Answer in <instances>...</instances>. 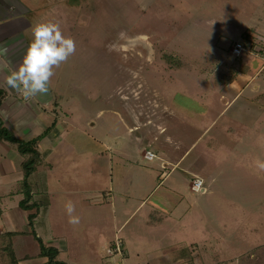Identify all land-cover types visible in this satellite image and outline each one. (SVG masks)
Wrapping results in <instances>:
<instances>
[{"label": "rangeland", "instance_id": "rangeland-1", "mask_svg": "<svg viewBox=\"0 0 264 264\" xmlns=\"http://www.w3.org/2000/svg\"><path fill=\"white\" fill-rule=\"evenodd\" d=\"M21 1L27 7L21 9L19 23L13 24L16 34L0 41V45L8 43L12 48L13 44H22L27 48L37 22L57 23L62 33L75 41V53L53 69L48 85L52 113L45 116L52 122L56 119V126L80 129L77 139L84 147L88 145L90 154L93 152L88 156L93 163L87 167V185L102 188L104 182L97 177L107 175L102 157L95 155L104 147L88 133L96 136L101 127L105 133L110 130V136L112 132H126L112 110L119 112V117L122 111L123 117L131 118L141 128L149 118L159 121L163 97L175 115L163 114L161 118L167 123L183 118L191 128L183 130L168 123L170 131L178 133L185 143L195 141L188 158L193 154L201 157L205 193L190 191L194 197L199 196L203 215L199 231L194 232L199 237L193 239L196 245L184 243L192 241L184 234V241L178 239L169 250H176V257L186 255L190 259L200 253L195 264H264V38L252 32V27L264 21V0ZM234 40L251 52L232 55ZM246 81L249 84L241 98L231 100L228 93L232 88L227 85L239 87ZM39 114L44 117L42 111ZM42 122L44 126L50 124ZM91 122L96 124L94 130L90 129ZM24 125L15 126L16 132L37 129L33 118ZM122 141L125 148L133 147L128 135ZM204 152L209 153L206 158ZM138 158L143 165L149 163ZM44 161L40 180L36 178L37 185H33L37 189L46 177L52 193V152ZM123 175L128 178L130 170H124ZM186 178L189 183L193 180ZM7 201L0 199L2 204ZM49 205L48 212L34 221L33 227L24 226L52 244V194ZM110 224H104L108 234L99 230L100 235L88 236L86 229L96 232L90 222L80 226L73 223L68 230L69 243L80 229L86 239L79 254V247L72 246L75 254H70L68 264H90L89 249L102 262L117 260L118 256L109 255L106 248L126 230L112 233ZM14 242L18 258L27 253L35 263L41 261L34 256L39 243L33 234L19 235ZM136 250L132 247L134 254ZM66 254L60 253L59 258L66 260ZM1 259L0 254V264H5ZM123 264L135 263L125 258Z\"/></svg>", "mask_w": 264, "mask_h": 264}, {"label": "crops", "instance_id": "crops-1", "mask_svg": "<svg viewBox=\"0 0 264 264\" xmlns=\"http://www.w3.org/2000/svg\"><path fill=\"white\" fill-rule=\"evenodd\" d=\"M24 7L27 5L21 0H0V41L7 40L16 34L13 24L19 23L21 9ZM252 29H254L252 32L255 36L264 38V21L259 27H252ZM242 31L240 29V32ZM21 45L13 44L12 48L8 47V43L0 45V47L8 49L5 59L9 65L0 71V88L5 92L0 103V119L3 125L17 137L24 140H35V146L40 152L43 163L38 166L30 180L33 198L39 199L42 195H46L48 199L45 212L38 213L35 221L48 212L52 194V244L48 241L44 243L58 248V258L60 253L66 252V260L59 258L65 264H68L70 254L74 253L73 245L79 247L78 254L80 249L82 251L83 242L86 239L82 229L79 230L76 238L71 240V244L67 237L68 230L74 226L73 223H69L65 211V204L70 200L75 205L74 215L79 218L77 224L80 226L83 222H90L93 225L92 230H96V232L90 233L89 228L85 227L83 231L86 229L85 232L89 233L88 236L97 233L100 235L99 230L108 234L104 231L108 226L105 227L104 224H110V222V226L113 227L112 233L126 230L125 234L119 237L122 240L124 252L122 263L127 258L134 261L135 264L143 262L146 264H195V259L199 260L200 253H195L192 250L195 254L190 259L186 255L176 257V250H169L176 245L178 239L184 241V236L187 239H192V241L184 243H189L188 245L192 247L196 245L193 239L199 237L194 232L199 231V221L203 217L200 211V198L199 196L194 197L190 193L192 191L191 182L186 181L187 176L192 178L198 176L203 179L199 167L200 155L193 154L191 159L188 158L195 141L185 143L183 138H180L178 133L171 132L168 126V123L170 126L177 124L183 130H191L186 125V121L183 118H175L176 121L171 119L167 123L164 117L161 118L163 114H166L167 117L175 115L163 97H160L162 102L159 104V121L149 118L142 126L143 128L138 127L132 120L130 121L131 118L123 117L125 114L122 111L120 112L122 117H119V112L112 110V114L116 115L125 126L126 132H123L124 134L112 132L110 136V130H106L105 133L104 128L101 127V132L98 133L97 130L96 136L88 133L95 142H99L104 147L103 151L99 152L98 150L95 155L102 157L101 162L107 172L106 177H103V174L97 177L99 181L102 179L104 182L102 188L98 185L92 187L89 184L88 186L87 167L89 163H93L90 162L88 156L93 152L90 154L88 145L84 147L82 140L77 139L79 128L56 126V119L52 122V118L45 116L47 112L52 113V109L48 106L50 92L25 98L21 92L4 85V76L11 68H15L22 62L26 48ZM250 45H252V41ZM259 70L260 68L257 71ZM248 82H242L239 87L233 86V83L227 85L232 88L228 93L231 100L241 98L240 94L249 84ZM154 103L157 104L155 101ZM39 111L44 113V117L40 116ZM100 113L101 111H99V117H101ZM30 118H33L37 129H30V133L22 131L19 134L16 132L15 126H20L22 122L27 125ZM42 120H46L50 124L44 126ZM189 124L192 127V123ZM95 126L94 122L90 123L91 130H94ZM210 126V124L204 126L203 132ZM105 134L107 137L104 136ZM125 134L133 140V147L125 148L122 145V138ZM146 150L154 152L155 157L151 160L146 159L144 157ZM50 152H52V193L46 177H43V182L39 184V187L37 186V189L34 188V185H37L36 178L40 180L39 173ZM208 152H204L205 158L208 156ZM138 157L150 164H141ZM22 160L23 156L14 144L0 140V199H8L6 203H0V220L3 222L0 224V233H17L13 236V248L16 237L19 235L25 237L30 234V229H27L24 224L28 226L27 215L33 212L25 211L19 207V201L22 198V194L19 192V182L22 179ZM124 170H130V176L126 179L123 175ZM95 173L93 172V174ZM210 191L208 190L206 193L210 194ZM97 223H100L99 227L96 225ZM111 236L108 237V243L112 240ZM68 247L71 249L68 250ZM132 247L137 249L135 254ZM39 251L38 247L34 256L40 257L41 261L38 264H42L46 258L41 257ZM131 252L133 253L131 254ZM87 253L90 254V264H116L119 262L112 258L102 262L100 256L93 254L90 249ZM28 257L27 253L20 258L16 256L17 264H37Z\"/></svg>", "mask_w": 264, "mask_h": 264}, {"label": "clouds", "instance_id": "clouds-1", "mask_svg": "<svg viewBox=\"0 0 264 264\" xmlns=\"http://www.w3.org/2000/svg\"><path fill=\"white\" fill-rule=\"evenodd\" d=\"M75 49V41L65 36L57 23L37 22L32 27V39L22 62L4 76V85L21 92L25 98L46 93L54 75L53 69L65 63ZM7 55L8 49L0 47V71L9 67L5 59ZM65 211L69 223H78L72 201L66 202Z\"/></svg>", "mask_w": 264, "mask_h": 264}, {"label": "trees", "instance_id": "trees-1", "mask_svg": "<svg viewBox=\"0 0 264 264\" xmlns=\"http://www.w3.org/2000/svg\"><path fill=\"white\" fill-rule=\"evenodd\" d=\"M5 96L4 90L0 88V103ZM0 140L8 141L14 144L18 152L23 156L21 162L22 179L19 182V192L22 198L19 201V207L25 211H33L27 215L28 225L33 227L35 218L38 213H44L48 199L46 195H42L39 199L33 198L31 176L40 166L43 161L40 152L35 146V140H24L17 137L10 129L3 125L0 119ZM30 234H33L39 243V255L46 258L42 264H65L64 261L58 258L59 250L55 246L45 244L33 228L30 229ZM16 232L0 233V254L2 262L5 264H17V259L13 249V236Z\"/></svg>", "mask_w": 264, "mask_h": 264}, {"label": "built area", "instance_id": "built-area-1", "mask_svg": "<svg viewBox=\"0 0 264 264\" xmlns=\"http://www.w3.org/2000/svg\"><path fill=\"white\" fill-rule=\"evenodd\" d=\"M231 54L234 56H240L243 52L249 51L251 52L242 42L240 41H234L231 46ZM144 157L148 160H151L155 157L154 152L151 150H146L144 152ZM190 188L194 192H203L204 185L203 180L199 178L198 176H195L191 182ZM106 252L111 256H118L119 262L116 264H123V258H124V252H123V244L122 240L119 237H116L114 240V243L106 248Z\"/></svg>", "mask_w": 264, "mask_h": 264}]
</instances>
